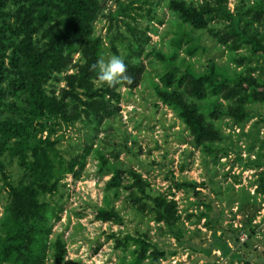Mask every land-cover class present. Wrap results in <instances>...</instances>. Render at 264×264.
<instances>
[{
	"label": "trees",
	"instance_id": "obj_1",
	"mask_svg": "<svg viewBox=\"0 0 264 264\" xmlns=\"http://www.w3.org/2000/svg\"><path fill=\"white\" fill-rule=\"evenodd\" d=\"M108 1L0 0V197L3 191L7 194L0 216V264H50V258L54 264H65L66 242L61 235L51 239L54 222L60 220L63 210L56 197L63 196L60 193L66 187V177L77 176L85 168L93 149L86 146L83 153L66 156L62 150L64 130L79 122L92 125L97 118L113 116L120 100L118 89L125 86L132 90L142 80L145 67L140 58L150 37L139 29L138 22L151 20L155 5L151 0H114L115 9L106 13ZM189 1L167 0L169 11L182 25L170 46L174 50L186 46L187 56L193 57L203 50L195 33L212 31L210 26L219 23L222 28L214 33L216 41L232 53L247 50L249 55H240L237 63H247L248 67L233 76L213 65L197 71L177 66L175 60L154 49L151 54L167 64L154 86L155 94L181 120L203 155L218 162L232 151L242 160L239 141L208 121L200 103L215 97L217 107L210 115L226 116L242 129L241 136L246 139L251 134L243 131L248 122L253 121L256 129L264 127V113L254 109L264 107V34L253 29L254 24H264V0H255L251 8L240 0L235 12L229 8V0H201L199 5ZM247 13L252 16L245 19ZM102 17L109 21L105 34L97 32ZM109 55L124 58L127 79L112 87H96V72L90 65ZM248 149L256 156L248 158L247 167L262 170L255 192L251 195L242 188L235 193L231 186L226 200L230 209L237 203L245 216L264 195V139L256 134ZM98 159L101 173H110L111 178L105 187V205L98 209L96 219L124 224L115 202L122 193L127 194L137 213L153 214L155 221L164 225L159 230H167L176 240V246L168 248L155 242L148 232L112 233L109 238L114 248L123 253L121 264H159L188 248L204 253L217 247L229 251L217 236L218 219L224 212L216 204V199L222 202L224 196L220 186L212 184L210 189L215 199L202 201L201 189L209 188L208 184L173 183L205 207L200 218L206 219L213 241L203 249L186 238L176 200L156 192L134 167L121 164L109 169L104 155L98 154Z\"/></svg>",
	"mask_w": 264,
	"mask_h": 264
},
{
	"label": "rangeland",
	"instance_id": "obj_2",
	"mask_svg": "<svg viewBox=\"0 0 264 264\" xmlns=\"http://www.w3.org/2000/svg\"><path fill=\"white\" fill-rule=\"evenodd\" d=\"M151 1L152 5H155L154 12L151 13L152 19H139L138 22L139 29L146 31L150 37V42L140 58L145 72L139 85L132 90L125 86L118 89L120 100L115 104L117 111L113 116L97 118L92 125L79 122L64 130L62 150L66 156L83 153L86 146H91L93 152L87 158L85 168L77 176L68 175L64 180L66 187L60 193L63 196L56 197L63 210L60 212V220L54 222L51 239L55 240L61 235L66 242L65 264H121L123 253L114 248V242L109 238V235L119 231L148 232L160 245H168V248L176 246V240L167 230H159V227L164 225L157 223L153 214L137 213L134 210L127 194L122 193L115 202L116 208L124 218V224L106 223L96 219L98 209L105 205V187L111 178L110 173L100 171L98 154H102L106 160V168L121 164L134 167L148 179L156 192L167 193L170 198L176 200L186 238L203 249H207L213 241L206 219L200 218L205 207L199 205L196 198L174 188L173 183L185 180L208 184L209 188L201 189L202 201L215 199L210 190L212 184L222 188V202L216 199L217 206L224 210L218 219L220 225L217 236L220 237L219 243L228 245L229 251L217 247L210 253H204L188 248L179 254L161 259L159 264H262L264 195L257 198L256 206L252 205L246 211V216L243 214L245 211L238 210L237 203H234L231 209L227 207L226 200L231 186L234 187L235 193L244 188L251 195L254 194L255 181L262 170L247 167L248 158L255 159L256 156V152H250L248 147L256 134L260 139H264V127L259 126L256 129L253 127V121L248 122L243 131L251 134L250 138L246 139L244 135L241 136L242 129L232 125L226 116L210 115L211 110L217 107V100L209 96L200 103L201 110L206 114L208 121H212L225 133L232 134L234 140L239 141L242 160H237V154L232 151L228 156H221L218 162L210 155H203L201 148L193 145L192 138L181 120L157 99L154 86L159 83L167 64L151 54L156 49L168 60H175L179 67L205 71L213 65L215 69L233 76L247 69V63L240 66L237 61L241 59L240 55L248 56L249 52L241 49L232 53L219 44L214 34L222 28L219 23L210 26L209 30L212 31L195 33L200 37L203 48L197 55L187 56L186 46L174 50L170 43L182 25L177 16L169 11L167 0ZM193 1L196 5L201 4V0ZM239 3L240 0H229L228 6L235 12ZM243 4L244 7L251 8L254 7L255 0H244ZM109 9H115L114 0L108 1L106 13ZM251 16L247 13L245 19ZM108 25V19L102 17L97 23V32L105 34ZM254 25V30L264 34L263 23ZM183 27L189 30V26ZM111 36H115L114 29ZM75 59H78V55ZM220 102L227 104L223 100ZM254 109L264 113L262 106H254ZM127 183L125 181L124 185ZM6 196V191H3L0 197V216ZM249 201L250 204L253 203L252 199ZM216 243L218 246V242ZM50 255L51 251H48V258ZM49 263L54 264L51 258Z\"/></svg>",
	"mask_w": 264,
	"mask_h": 264
},
{
	"label": "clouds",
	"instance_id": "obj_3",
	"mask_svg": "<svg viewBox=\"0 0 264 264\" xmlns=\"http://www.w3.org/2000/svg\"><path fill=\"white\" fill-rule=\"evenodd\" d=\"M90 68L96 72L93 80L96 87H112L122 79H127L124 76L126 72L124 58L120 55L101 56L94 64L90 65Z\"/></svg>",
	"mask_w": 264,
	"mask_h": 264
}]
</instances>
